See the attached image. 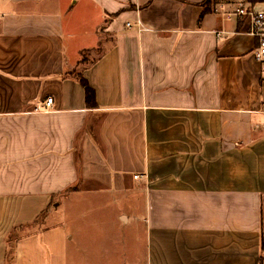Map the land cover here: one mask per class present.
I'll use <instances>...</instances> for the list:
<instances>
[{
	"label": "crops",
	"instance_id": "1",
	"mask_svg": "<svg viewBox=\"0 0 264 264\" xmlns=\"http://www.w3.org/2000/svg\"><path fill=\"white\" fill-rule=\"evenodd\" d=\"M203 1L0 0V264H264L256 40ZM70 196L116 210L108 245Z\"/></svg>",
	"mask_w": 264,
	"mask_h": 264
},
{
	"label": "rangeland",
	"instance_id": "2",
	"mask_svg": "<svg viewBox=\"0 0 264 264\" xmlns=\"http://www.w3.org/2000/svg\"><path fill=\"white\" fill-rule=\"evenodd\" d=\"M218 3L217 5L221 4H228V5H236L239 4L245 5L246 1L245 0H217ZM94 47L97 46L93 45ZM103 47H99V49H94L93 51H86L85 53L82 54L81 59L83 57L87 61V63L91 62L94 60ZM81 61V60H80ZM83 69V64L82 62H79L78 66L73 70V71H81ZM70 199H68V205L66 206L67 210V215L70 218L71 222L68 225L69 230L71 228L73 229H79L80 231H84V229L89 230L90 232L84 231L89 235H93L95 237H100L101 241L97 240L100 244L101 247H105L104 244L108 245V242L104 239L105 236H110L111 235V223L109 222L110 219V213L112 212L113 208H108L105 209L100 200L94 199V202H91L90 199L82 200L78 196H70ZM111 209V210H110ZM114 212L116 210H113ZM72 212V213H71ZM122 232H121V237H124L125 235L128 234L127 227L122 225ZM71 231V230H70ZM92 242V241H91ZM104 243V244H103ZM99 249L100 246H97Z\"/></svg>",
	"mask_w": 264,
	"mask_h": 264
},
{
	"label": "built area",
	"instance_id": "3",
	"mask_svg": "<svg viewBox=\"0 0 264 264\" xmlns=\"http://www.w3.org/2000/svg\"><path fill=\"white\" fill-rule=\"evenodd\" d=\"M260 7L251 6L249 4H239L235 7L234 11L230 15H234L239 19L248 22V35L256 40V47L253 50V58L260 68V77L264 82V3L259 5ZM127 27L130 24L127 23ZM52 104V99L47 98L44 102V110H49ZM264 134V120L261 125ZM137 179V176H134Z\"/></svg>",
	"mask_w": 264,
	"mask_h": 264
},
{
	"label": "trees",
	"instance_id": "4",
	"mask_svg": "<svg viewBox=\"0 0 264 264\" xmlns=\"http://www.w3.org/2000/svg\"><path fill=\"white\" fill-rule=\"evenodd\" d=\"M245 1H246L247 4H249L251 6H254L256 4L264 3V0H245ZM217 3H218L217 0H204L203 3H202V7L204 8V12H207V11H210L211 9H213L217 5ZM85 52H83V53H85ZM80 62H82V64H83V69L85 67H87L85 65L87 61L85 60L84 57H83V59H81ZM83 69H81V71H72L71 74L74 77V79L83 88L84 101H85L86 108L87 109H94V108L97 107V104H96V101H95V93H94L93 89L89 86L87 81L83 78V75H82V70ZM262 246L264 247V243H262Z\"/></svg>",
	"mask_w": 264,
	"mask_h": 264
}]
</instances>
